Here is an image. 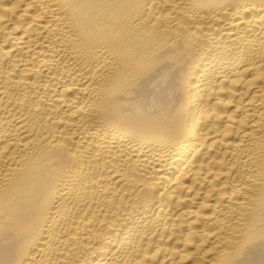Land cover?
<instances>
[{"label":"bare ground","instance_id":"1","mask_svg":"<svg viewBox=\"0 0 264 264\" xmlns=\"http://www.w3.org/2000/svg\"><path fill=\"white\" fill-rule=\"evenodd\" d=\"M0 264H264V0H0Z\"/></svg>","mask_w":264,"mask_h":264}]
</instances>
